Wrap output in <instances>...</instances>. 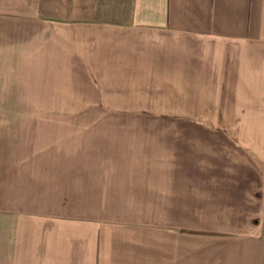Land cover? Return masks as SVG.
<instances>
[{
    "label": "crops",
    "instance_id": "1",
    "mask_svg": "<svg viewBox=\"0 0 264 264\" xmlns=\"http://www.w3.org/2000/svg\"><path fill=\"white\" fill-rule=\"evenodd\" d=\"M0 26V35L10 31L27 50L16 57V46L10 49L12 59H26L29 75L74 94L61 99L197 101L217 116L247 115L240 109L264 115V0H0ZM251 125H235L248 142L228 130H182L202 136L175 141L169 158L136 161L158 166L155 174L151 167L134 172L125 165L116 171L123 161L106 162V168L91 163L73 188L82 205L91 207L87 214L43 219L38 231L24 221L26 234L0 238V264H160L161 245L158 255L148 253L146 237L135 234L145 224L116 220L114 214L178 212L193 207L199 195L207 204H224L228 187L238 190V204L246 194L257 204L256 190L264 191V184L254 188L251 180L235 187L226 180L229 163H238L232 171L246 179L261 169L253 157L260 146L264 159V137L254 135L258 130ZM200 160L202 169L190 168Z\"/></svg>",
    "mask_w": 264,
    "mask_h": 264
},
{
    "label": "rangeland",
    "instance_id": "2",
    "mask_svg": "<svg viewBox=\"0 0 264 264\" xmlns=\"http://www.w3.org/2000/svg\"><path fill=\"white\" fill-rule=\"evenodd\" d=\"M9 35L8 30L0 35V238L9 236L10 232H14L13 236L18 232L26 234L27 230L21 229L25 222L38 231L43 219L74 220L86 215L84 209L91 207L82 205L84 201L73 195V188L85 168L94 167L91 163L98 162L106 168V162L123 161L126 163L115 166L116 171L125 166L134 172L140 167H151V173L155 174L158 166L135 164L156 160L159 156L169 158L171 154L166 153L171 152L175 141L190 140L186 138L190 135L202 136L182 132L190 126L200 131L209 127L213 134L228 130L238 135L239 141L248 142L250 138L238 134L235 125L252 124L258 130L255 133L251 127L254 135L264 137V115L253 117L249 110H238L247 113L242 116L226 112L227 115L217 116L213 110L211 113L203 110V102L197 101L61 99L74 94L64 95L61 85H44L33 72L29 75L26 59H23L25 62L19 61L20 57L12 59L10 49L16 46V57L20 52L26 56L27 50L23 47L21 50L18 38L15 40ZM183 103L190 109L182 110L187 107ZM175 112L189 115H164ZM134 146L138 148L136 152ZM258 152H262L260 146ZM260 154L253 157L261 167L255 177L254 172L246 179L245 175L232 171L233 167L238 168V163H229L227 182L235 181V187L251 180L254 188L256 183L264 184V174H261L264 159ZM182 165L186 167L185 163ZM198 167L202 169L201 160L200 166H190ZM69 183L71 190L65 186ZM246 190L243 188L244 193ZM258 190L257 204L249 194L238 204L235 196L238 190L228 187L224 204L220 201L207 204L199 195L193 207H176L178 212H116L114 215L116 220L145 224L135 234L146 237L148 253L158 255L161 245L160 264H264V191ZM147 202L154 205L153 198H147ZM147 208L154 210V206ZM187 208L194 211L189 212Z\"/></svg>",
    "mask_w": 264,
    "mask_h": 264
}]
</instances>
